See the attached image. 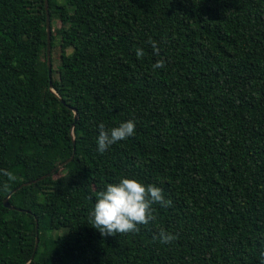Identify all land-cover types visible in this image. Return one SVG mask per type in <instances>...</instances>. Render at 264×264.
Masks as SVG:
<instances>
[{
	"label": "trees",
	"instance_id": "1",
	"mask_svg": "<svg viewBox=\"0 0 264 264\" xmlns=\"http://www.w3.org/2000/svg\"><path fill=\"white\" fill-rule=\"evenodd\" d=\"M48 12L62 24L54 91L45 0H0V169L16 177L0 173V264H261L264 0H48ZM127 120L135 135L101 154L99 124ZM121 175L172 204L103 237L89 213ZM161 229L177 238L154 239Z\"/></svg>",
	"mask_w": 264,
	"mask_h": 264
},
{
	"label": "clouds",
	"instance_id": "2",
	"mask_svg": "<svg viewBox=\"0 0 264 264\" xmlns=\"http://www.w3.org/2000/svg\"><path fill=\"white\" fill-rule=\"evenodd\" d=\"M156 54L159 48L155 41L149 40ZM138 58H143V49H136ZM153 70L164 68L165 62L158 60L153 64ZM134 120L121 122L118 126L106 128L105 124L98 126L96 137L97 150L103 154L112 145L135 135ZM0 173L15 180L11 171L0 169ZM7 188V184L4 185ZM154 204L169 207L171 199H166L163 189L155 184H144L136 178L121 175L117 182L108 183L96 193V202L89 213V224L98 230L103 237L139 232L138 225H148L156 219ZM177 237L163 229L154 237L161 243H171ZM261 264H264V252H261Z\"/></svg>",
	"mask_w": 264,
	"mask_h": 264
},
{
	"label": "water",
	"instance_id": "3",
	"mask_svg": "<svg viewBox=\"0 0 264 264\" xmlns=\"http://www.w3.org/2000/svg\"><path fill=\"white\" fill-rule=\"evenodd\" d=\"M45 10H46V59H47V71H48V85L50 90L54 91L53 87H52V78H51V61H50V50H51V22H50V15L48 12V0H45ZM72 110L74 111V120L77 118V112H76V108H72ZM73 124L71 125V130L73 128ZM75 151V147H73V152ZM73 158V154L65 159L64 161L58 163L55 167H53L46 175L40 176L38 179H42L45 176H49L51 174H54L58 169H60L64 164H66L67 162H69L71 159ZM33 182H36V179L28 181V182H24L21 183L20 185H18L16 188H13L12 191L8 192L7 195L4 197L3 199V205L4 207L8 208V209H15V207L9 202V197L10 195L15 192L17 189L27 185V184H31ZM37 228V224L35 225ZM37 246V238L35 239V245H34V249Z\"/></svg>",
	"mask_w": 264,
	"mask_h": 264
},
{
	"label": "rangeland",
	"instance_id": "4",
	"mask_svg": "<svg viewBox=\"0 0 264 264\" xmlns=\"http://www.w3.org/2000/svg\"><path fill=\"white\" fill-rule=\"evenodd\" d=\"M66 2V0H62ZM62 24L59 22V20H54L52 23V35L55 37V48L51 51V57L53 56L54 64H57L58 62V56H59V49H58V41H59V35L58 32L61 30ZM53 52V54H52Z\"/></svg>",
	"mask_w": 264,
	"mask_h": 264
}]
</instances>
